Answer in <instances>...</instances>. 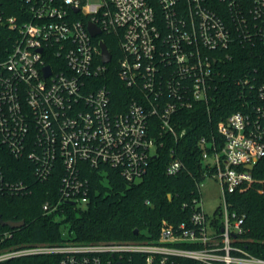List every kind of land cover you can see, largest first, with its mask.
I'll use <instances>...</instances> for the list:
<instances>
[{
  "label": "built area",
  "instance_id": "1",
  "mask_svg": "<svg viewBox=\"0 0 264 264\" xmlns=\"http://www.w3.org/2000/svg\"><path fill=\"white\" fill-rule=\"evenodd\" d=\"M19 1L17 16L0 9V26L14 33L12 48L0 49V195L33 192L32 183L6 169L7 156L30 161L36 183L59 171L58 191L42 204L57 220L66 208L90 202L91 171L105 182L109 168L129 184L141 181L167 138L185 136L177 132L178 114L197 105L211 110L221 66L238 48L264 46V0ZM91 23L99 36L91 35ZM103 35L118 43V77L132 90L121 111L102 82L113 60H102ZM235 85L238 110L217 136L200 140L203 180L212 177L222 189L223 206L213 216L198 182L184 205L189 220L164 221L156 241L4 247L16 230L8 227L0 231V264L33 257H57L58 264H264V249L254 254L244 246L246 215L231 208L236 193L263 184L252 172L264 159V73L253 68ZM172 157L166 173L176 175L183 163L174 150Z\"/></svg>",
  "mask_w": 264,
  "mask_h": 264
},
{
  "label": "trees",
  "instance_id": "2",
  "mask_svg": "<svg viewBox=\"0 0 264 264\" xmlns=\"http://www.w3.org/2000/svg\"><path fill=\"white\" fill-rule=\"evenodd\" d=\"M22 4L19 0H0V9L7 17L19 15ZM14 33L0 26V49L12 48ZM113 56L103 84L110 90L112 101L118 111L128 104L132 90L124 86L118 77L121 51L118 43L103 35ZM259 68L264 73V46L238 48L231 62L221 66L223 76L218 80L219 88L214 93L211 110L202 105L178 114L181 121L177 132L186 131L178 141L168 137L154 158L141 181L129 184L113 169H108V181H102L96 171L89 177L92 184L90 202L84 208L65 209L63 218L45 215L42 204L47 193H56L60 186L61 173L55 172L45 183H36L28 160H15L7 156L6 169L16 179L29 181L32 194L0 195V221H24L25 225L14 230L13 238L4 247H19L26 244L64 243L89 244L99 242L156 241L164 221L178 225L190 217V204L196 184L203 181L202 172L206 163L202 159L200 140L218 135V125L238 110L235 102L239 89L235 80L245 72ZM218 138V137H217ZM175 157L182 163L176 175L166 173V168ZM257 182L254 188L236 193L231 198V208L246 215L247 232L244 246L254 254L264 249V159L253 170ZM30 177V178H29ZM259 189H262L261 191ZM9 230L0 224V231ZM135 230L139 231L135 235ZM261 248V250H260ZM16 264H58L57 257H33L16 261Z\"/></svg>",
  "mask_w": 264,
  "mask_h": 264
},
{
  "label": "rangeland",
  "instance_id": "3",
  "mask_svg": "<svg viewBox=\"0 0 264 264\" xmlns=\"http://www.w3.org/2000/svg\"><path fill=\"white\" fill-rule=\"evenodd\" d=\"M201 191L204 198L205 210L209 216H213L216 209H222V189L220 183L212 178H206L202 181ZM61 217H58L60 219Z\"/></svg>",
  "mask_w": 264,
  "mask_h": 264
},
{
  "label": "water",
  "instance_id": "4",
  "mask_svg": "<svg viewBox=\"0 0 264 264\" xmlns=\"http://www.w3.org/2000/svg\"><path fill=\"white\" fill-rule=\"evenodd\" d=\"M89 31L91 33V35L93 37H97L101 34V30L95 25V24H89ZM101 48H102V60L104 63H109L112 60V54L111 52L108 50L107 45L105 43H101ZM44 72H45V76H49L50 75V68L49 67H45L44 68ZM248 169H251V166H247ZM0 224L2 226H7L10 229H20L21 227H23L25 225L24 221H0ZM135 235L139 234L138 230H135L134 232Z\"/></svg>",
  "mask_w": 264,
  "mask_h": 264
}]
</instances>
